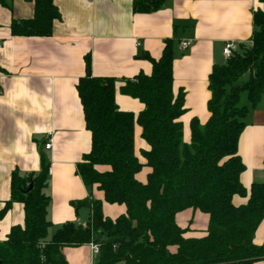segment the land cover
<instances>
[{
	"label": "trees",
	"instance_id": "1",
	"mask_svg": "<svg viewBox=\"0 0 264 264\" xmlns=\"http://www.w3.org/2000/svg\"><path fill=\"white\" fill-rule=\"evenodd\" d=\"M32 3L33 16L13 20L14 37H49L60 15L53 0ZM252 14V45L213 66L208 76L209 118L189 123V139H183L180 121L185 113L182 89L173 91V62L177 42L167 39L162 54L151 64L149 75L139 73L125 80L119 92L137 100L143 109L134 115L115 103L113 78L93 77L89 56L85 75L75 86L83 110L91 147L77 164V175L102 200L78 203L89 209L84 227L64 223L51 235L47 219L49 198L43 193L48 166L42 161L38 174L25 178L14 173L10 199L0 209V220L13 202L23 205L24 223L10 228L0 242L1 264H67L61 250L91 243L99 245L93 264H253L264 260V245L253 244L254 233L264 219V182L249 192L240 184L244 166L237 155L239 136L249 111L264 93V0H257ZM13 0H0L12 10ZM165 0H132L134 14L158 11ZM147 149L134 154V126ZM264 164V163H263ZM104 169V170H102ZM31 185V189H29ZM234 206L233 196L246 197ZM103 204L124 212L111 219ZM195 212L207 217L203 231L181 227L176 219Z\"/></svg>",
	"mask_w": 264,
	"mask_h": 264
},
{
	"label": "crops",
	"instance_id": "2",
	"mask_svg": "<svg viewBox=\"0 0 264 264\" xmlns=\"http://www.w3.org/2000/svg\"><path fill=\"white\" fill-rule=\"evenodd\" d=\"M59 20L53 23L49 37H14L13 20L33 16L32 3L13 0L12 10L0 5V209L10 199V181L14 173L25 178L38 174L44 161L49 169L43 193L49 198L47 219L51 235L64 223L84 227L89 209L78 203L102 200V193L88 189L77 175L76 167L91 147L83 110L76 91L85 75V57L90 59L93 77L113 78L115 103L119 110L137 115L143 105L119 92L125 80L137 74L151 73L144 58L159 59L167 39L177 42L173 62V91L185 94V113L180 121L183 139H189V123L209 118L208 76L215 65H223L225 43H234L237 51L252 43V14L261 7L257 0H165L150 14H134L132 0H53ZM190 41L180 52L178 45ZM51 133L52 148L43 144ZM141 129L134 126V154L139 159L146 143ZM244 170L240 184L247 194L253 183L264 182V93L249 111L246 126L237 144ZM104 170V169H102ZM246 197L233 196L232 204H246ZM103 214L111 219L124 212L122 206L103 204ZM113 215V216H112ZM203 231L207 217L195 212L178 215L181 227ZM24 223L23 205L13 202L0 220V242L13 226ZM253 244L264 245V219L258 225ZM67 264H93L88 245L61 250ZM253 264H264V260Z\"/></svg>",
	"mask_w": 264,
	"mask_h": 264
},
{
	"label": "built area",
	"instance_id": "3",
	"mask_svg": "<svg viewBox=\"0 0 264 264\" xmlns=\"http://www.w3.org/2000/svg\"><path fill=\"white\" fill-rule=\"evenodd\" d=\"M191 45V42L190 41H182L179 43L178 45V50L180 52H184L186 51L189 46ZM0 48H1V43H0ZM237 51V46L230 42V43H225L224 46H223V49H222V55L228 59L230 58L233 53H235ZM1 94V93H0ZM43 147L46 151H49L51 148H52V138H51V133H47L46 135V140L43 144ZM48 173H49V169H48ZM89 247H90V253L93 257V259L95 260L96 257L98 256L99 254V245L98 244H94V243H91L89 244Z\"/></svg>",
	"mask_w": 264,
	"mask_h": 264
},
{
	"label": "water",
	"instance_id": "4",
	"mask_svg": "<svg viewBox=\"0 0 264 264\" xmlns=\"http://www.w3.org/2000/svg\"><path fill=\"white\" fill-rule=\"evenodd\" d=\"M29 189H31V185H29ZM1 264V263H0Z\"/></svg>",
	"mask_w": 264,
	"mask_h": 264
},
{
	"label": "rangeland",
	"instance_id": "5",
	"mask_svg": "<svg viewBox=\"0 0 264 264\" xmlns=\"http://www.w3.org/2000/svg\"><path fill=\"white\" fill-rule=\"evenodd\" d=\"M113 216V215H112Z\"/></svg>",
	"mask_w": 264,
	"mask_h": 264
}]
</instances>
